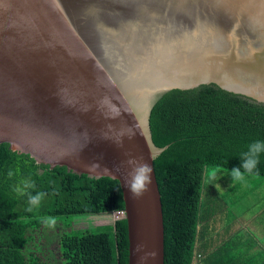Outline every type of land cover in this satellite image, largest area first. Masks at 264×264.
Here are the masks:
<instances>
[{
	"label": "water",
	"instance_id": "obj_1",
	"mask_svg": "<svg viewBox=\"0 0 264 264\" xmlns=\"http://www.w3.org/2000/svg\"><path fill=\"white\" fill-rule=\"evenodd\" d=\"M202 86L264 105V0H0V145L118 181L129 264H165L152 111Z\"/></svg>",
	"mask_w": 264,
	"mask_h": 264
},
{
	"label": "trees",
	"instance_id": "obj_2",
	"mask_svg": "<svg viewBox=\"0 0 264 264\" xmlns=\"http://www.w3.org/2000/svg\"><path fill=\"white\" fill-rule=\"evenodd\" d=\"M150 123L156 146H169L154 163L163 205L165 264H223L200 253L202 224L215 215L207 208L211 202L206 194H214L219 179L215 171L239 167L248 145L264 141V105L215 86L175 90L157 103ZM259 160L254 173L245 176L264 181V154ZM25 179L35 184L30 192L46 193L41 206L31 212L27 195L13 191ZM119 211H125V202L118 181L91 179L62 167L51 170L0 145V264H48L46 252L34 249L41 240V218ZM60 246L65 264H129L127 221L62 236Z\"/></svg>",
	"mask_w": 264,
	"mask_h": 264
},
{
	"label": "crops",
	"instance_id": "obj_3",
	"mask_svg": "<svg viewBox=\"0 0 264 264\" xmlns=\"http://www.w3.org/2000/svg\"><path fill=\"white\" fill-rule=\"evenodd\" d=\"M228 176H218L214 194H206L215 215L202 224L200 253L223 264H264V181L256 179L250 187V177L233 182ZM241 190L246 191L239 195Z\"/></svg>",
	"mask_w": 264,
	"mask_h": 264
},
{
	"label": "clouds",
	"instance_id": "obj_4",
	"mask_svg": "<svg viewBox=\"0 0 264 264\" xmlns=\"http://www.w3.org/2000/svg\"><path fill=\"white\" fill-rule=\"evenodd\" d=\"M264 154V141H254L248 145V150L240 154L241 164L229 170L233 182L242 181L245 174H253L260 163L259 157ZM129 163H133L130 161ZM151 166L147 163H142L135 166L129 173V180L126 181V186L134 197L142 195V191L146 189L147 185L151 183ZM13 175L9 172V176ZM209 178H214V174L210 173ZM35 184L30 180H22L19 185L14 186L13 191L19 196L27 195V203L29 205L28 211L38 209L42 201L46 197L44 192H35L34 194L29 189H34ZM41 222L46 226H53L55 221L51 217L41 218Z\"/></svg>",
	"mask_w": 264,
	"mask_h": 264
},
{
	"label": "rangeland",
	"instance_id": "obj_5",
	"mask_svg": "<svg viewBox=\"0 0 264 264\" xmlns=\"http://www.w3.org/2000/svg\"><path fill=\"white\" fill-rule=\"evenodd\" d=\"M221 177H227L230 175L227 171H215L214 174ZM220 174V175H219ZM229 177V176H228ZM249 186L252 187V183L256 181L261 182L259 177H250ZM230 180H226L227 184ZM264 183V182H263ZM240 188H248L247 185H243ZM246 191V190H243ZM242 190L239 195L242 194ZM233 197V195H232ZM238 207V206H237ZM55 223L53 226H42L38 235L41 240L34 244V249L37 252H46L45 258L48 264H65L61 257L60 238L66 235H82L86 232L98 231L106 229L107 227L114 226V222L118 219V216L114 213L100 214V215H85V216H69V217H51Z\"/></svg>",
	"mask_w": 264,
	"mask_h": 264
},
{
	"label": "built area",
	"instance_id": "obj_6",
	"mask_svg": "<svg viewBox=\"0 0 264 264\" xmlns=\"http://www.w3.org/2000/svg\"><path fill=\"white\" fill-rule=\"evenodd\" d=\"M118 216V219H122L125 217V212L124 211H119V212H116L114 213Z\"/></svg>",
	"mask_w": 264,
	"mask_h": 264
}]
</instances>
